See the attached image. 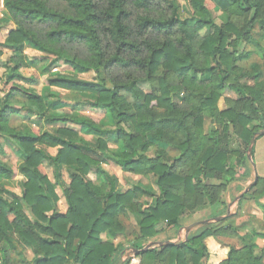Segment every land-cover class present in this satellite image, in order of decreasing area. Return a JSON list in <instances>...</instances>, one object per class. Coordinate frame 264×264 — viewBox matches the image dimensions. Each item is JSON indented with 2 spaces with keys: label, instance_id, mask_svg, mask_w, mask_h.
<instances>
[{
  "label": "clouds",
  "instance_id": "9594fccd",
  "mask_svg": "<svg viewBox=\"0 0 264 264\" xmlns=\"http://www.w3.org/2000/svg\"><path fill=\"white\" fill-rule=\"evenodd\" d=\"M0 169V264H264V0H0Z\"/></svg>",
  "mask_w": 264,
  "mask_h": 264
},
{
  "label": "trees",
  "instance_id": "16d2710c",
  "mask_svg": "<svg viewBox=\"0 0 264 264\" xmlns=\"http://www.w3.org/2000/svg\"><path fill=\"white\" fill-rule=\"evenodd\" d=\"M10 31H12V30H10ZM23 141H29V140H31V139H33L32 137H22L21 138ZM0 171H3V169H0Z\"/></svg>",
  "mask_w": 264,
  "mask_h": 264
},
{
  "label": "rangeland",
  "instance_id": "374dc122",
  "mask_svg": "<svg viewBox=\"0 0 264 264\" xmlns=\"http://www.w3.org/2000/svg\"><path fill=\"white\" fill-rule=\"evenodd\" d=\"M6 26V25H5ZM12 30V29H9V31Z\"/></svg>",
  "mask_w": 264,
  "mask_h": 264
}]
</instances>
